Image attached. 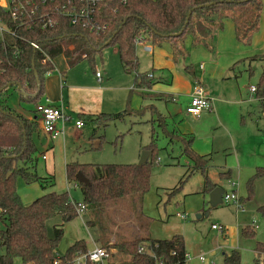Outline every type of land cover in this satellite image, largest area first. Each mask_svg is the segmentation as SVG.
<instances>
[{
  "label": "trees",
  "instance_id": "1",
  "mask_svg": "<svg viewBox=\"0 0 264 264\" xmlns=\"http://www.w3.org/2000/svg\"><path fill=\"white\" fill-rule=\"evenodd\" d=\"M35 12L25 18L13 19L10 10L0 4V22L15 30V35L7 33L0 39V264H15L20 259L23 264H55L56 249L63 237L62 224L54 225V235L47 231V222L56 215L66 218L78 215L68 191H48L29 204L24 203L18 192L17 180L21 177L27 184L38 182L45 190L54 187V174L40 176L36 172L39 148L35 134L39 132L36 120L15 113L3 103L10 87L18 85L26 95L22 100L37 103L44 94L45 77L55 69L53 58L64 54L70 68L84 59L95 63L98 54L105 47L114 45L118 49L124 70L135 75V83L128 98V107L116 113H101L97 120L103 125L123 118L131 113L130 100L137 90L153 86V74L140 71L137 44L149 41L153 47L168 46L175 61L188 55L184 42L192 37V45H202L209 51L216 48V35L224 29L225 19L235 24L236 38L250 44L259 30L263 9L262 0H36ZM89 8V15L82 16V7ZM47 13L56 23L44 27L41 14ZM74 14H77L75 22ZM36 42L39 48H35ZM152 47V48H153ZM48 56L50 59L43 61ZM262 62V72L256 86V95L264 96V51L251 60ZM37 77L39 83L37 82ZM145 96L148 93L141 91ZM156 95V94H155ZM159 96V94H158ZM84 117V115H79ZM81 117V118H82ZM158 124L165 127L166 117L159 113ZM165 129V128H164ZM173 137V133L167 132ZM184 144V151L194 161V168L204 176V192L209 193L216 184L208 175V159L192 148V139L175 135ZM172 138V139H173ZM147 162L107 163L73 161L66 165L69 184L77 183L82 190L86 207L98 210L105 203L122 198L143 202L150 187L152 167L156 158L154 147ZM82 172L88 183L79 182L77 174ZM230 172L224 171L223 178ZM264 177V166L247 180L248 194L242 202L255 195L257 179ZM184 179L180 181L178 190ZM264 215V204L258 208ZM89 224L97 225L96 219ZM117 232L106 234L99 231L110 256L115 254L129 257L128 264H156V259L164 264H186L187 250L184 236L176 234L171 238L153 239L150 236L128 238L121 231V221L113 219ZM245 237H253L252 228L243 229ZM113 236L110 242L105 238ZM150 245V251L139 252L140 246ZM3 249V251H1ZM84 240H77L60 256L59 264H76L75 257L86 252ZM257 263L264 264V243L256 245ZM86 264H97L88 261ZM222 264H242L241 254L232 250L224 256Z\"/></svg>",
  "mask_w": 264,
  "mask_h": 264
},
{
  "label": "rangeland",
  "instance_id": "2",
  "mask_svg": "<svg viewBox=\"0 0 264 264\" xmlns=\"http://www.w3.org/2000/svg\"><path fill=\"white\" fill-rule=\"evenodd\" d=\"M1 3L5 4L2 1ZM152 58V53H140L142 71L151 69ZM188 59L187 57L186 59H180L176 63L171 62L169 69L163 75L164 78L169 81L173 76L183 75L189 78L185 71V66L190 65ZM95 62L105 67L107 74L111 75L113 80L105 95L106 102L110 108L109 112L122 111L126 106L128 96L126 92L123 99V86L128 84L130 80L133 83V77L123 71L117 47L114 45L105 47L102 54L97 55ZM252 65L255 69L258 66L259 70L262 69V62L259 60L252 62ZM63 70H67V85L80 82L92 84L96 80L89 60L84 59L69 69L66 66L65 57L59 55L55 59L54 72L45 78L47 90L51 89L58 96H60L61 92L60 76H62L61 71ZM149 72L151 73V70ZM246 73L244 79H240V76L230 79L228 82L229 87L236 91L243 89L246 84L248 87L257 86L259 81V79L257 80L259 74L257 69L254 73L251 71ZM159 90L174 91L176 98L171 100L170 96H167V98L163 99L147 98L143 100L141 95L134 94L130 101L131 113L126 114L121 119L110 121L107 125L96 124L88 120L83 128H78L75 124L78 119L77 115L71 113L69 119L65 120L63 144L57 145L54 151H45L43 145L38 142L39 152L36 172L40 176H46L49 172L54 174L57 182L56 187L60 190H67L68 186L73 185L67 184L65 173V162L67 160L76 159L81 162L95 164L139 163L143 151L150 150L152 154L151 148L154 147L156 161L153 163L150 187L143 202L140 204L138 201H133L127 197L116 202L105 203L99 210L95 206L87 207L86 211L78 215L73 222H68L69 235L85 231L90 236L93 233L95 234L97 230L106 234H110L113 231L112 234H114L118 230L114 226V219L117 222L121 221V231L123 233H126L128 225H131L130 230L128 229V231H131L134 228V226L132 227L134 224L136 228H149L153 235L157 236L163 234L165 225H169L170 229L182 228L183 224L188 221L194 224L204 235V240L198 243V248L204 253H213L212 251L216 250L217 264H222L224 255L218 250V240L213 233L207 231L210 229L211 222L214 221L216 211L224 213L230 219H235L233 213L235 207L232 204L223 203L218 208H209L208 196L205 199V208L203 209L204 198L200 201L198 197L201 194L198 192L203 188L204 176L201 170L194 171L190 176L186 175L191 166L194 168V161L184 151L182 142L178 138L171 140L167 132H172L174 129L179 136L186 132L192 133L194 136L193 147L196 152L212 151L213 164L215 166L209 168V175L212 179H219L218 166L225 165L227 162L234 163L236 157L240 155L247 156V154L252 152L249 141H245V136L235 130V126L238 129H245L247 125L246 118L249 114L245 111L241 112L238 107H223L219 115L211 116L207 112L202 115L199 121H194L185 113L188 103L187 97L181 95L180 91L174 88L169 89L168 83L165 82H161L160 87L157 88V91ZM9 93V102L15 108L14 112H16L15 110L19 112L20 106H26L29 109L27 111L33 110L34 103L20 102L18 94L11 91ZM247 94V102L244 107H248L249 103H254L255 100V98L249 97V93ZM159 113L167 116L168 119L166 121L168 123L163 128L155 120ZM40 151H43L49 159L43 160ZM181 179H184L182 186L174 192L179 187ZM221 183L226 189H232L230 180H223ZM17 187L22 199L29 200V202L33 200V198H30L35 190H41L38 182L27 184L21 177L17 180ZM69 193L76 199H80L82 196L78 188H71ZM182 211L189 215L186 221L178 216ZM206 212H208V215H205ZM85 214L89 218L96 219L97 225L92 226L85 223ZM198 214H203V217L198 219ZM258 217L261 220V216L258 215ZM57 222H60V220L55 221L51 218L48 221L50 236L54 235V225ZM2 226L0 224V227ZM166 230L168 231L169 228H166ZM254 231L255 235L247 238L253 239L254 245L256 244L255 240L264 241V226L260 224L258 228H254ZM65 243L66 238L59 243L58 254L66 252V249L63 250ZM247 250H249L248 255H245L244 251L240 250L245 261L246 256H249L246 264H255L253 261L254 254L251 252L253 247H247ZM116 255L117 257H115ZM116 255L108 257L107 260L111 264H124L129 260V257L126 259L121 255ZM15 264L23 263L20 260Z\"/></svg>",
  "mask_w": 264,
  "mask_h": 264
},
{
  "label": "crops",
  "instance_id": "3",
  "mask_svg": "<svg viewBox=\"0 0 264 264\" xmlns=\"http://www.w3.org/2000/svg\"><path fill=\"white\" fill-rule=\"evenodd\" d=\"M5 4H7V0H1ZM0 1V3H1ZM263 1V9L261 12V17H260V27L259 30L253 35L252 41L250 44H244L241 41H239L236 38V33H235V24L234 21L231 19H225V26L224 29L219 31L216 35V48L214 52L209 51L207 48H205L202 45L199 46H193L192 45V37L189 36L185 39L184 45L186 49L188 50V55L185 58L181 59H186L187 57L188 62L190 65L185 66V71L188 74L189 78H186L183 75L180 76H173L170 81L168 79L164 78V74L167 72L169 69L171 62H178L179 60L175 61L173 59L172 53L169 51L168 46L164 47H153L152 44L149 41H140L137 44V55L140 61V53L142 52H149L152 53L153 58H152V65L151 69L142 71L141 70V65H140V71L141 72H149L151 70V73L153 74V86L151 88H144L143 90H137L135 91L134 94H139L141 95V98L143 100L148 99H163L167 98V96H170V99L173 100L176 98V95L174 91H167V90H159L157 91V88L160 87L161 82L168 83L169 89L174 88L177 91H180L181 95H184L188 99V103L186 105V108L190 102L191 98V92L193 90V87L196 82H200L203 84L205 87L208 95L213 98V105L214 109L211 111H203L199 116L195 117L190 115L187 110L185 109V113L190 116L194 121H199L202 118V115L204 113H209L211 116L219 115L220 110L223 107H230V108H239L241 112L245 111L249 115L246 118V127L245 129H238L237 126H235V130L239 132V134H243L245 136V141H249L250 146H251V154H247V156L240 155L235 158V162H227L220 166L217 167L218 169V175H219V180L218 178H211L209 175V168L215 166L213 164V152L208 151V152H197L201 155H205L206 158L208 159V166H207V171L208 175L211 178L212 182L216 184V186H222L221 181L223 180H230L232 189L228 190L226 189L227 192H234L239 195L240 200L243 197H246L248 194V189H247V180L256 172V169L259 166H264V96H257L255 93L251 91V86L248 87L246 86L242 89L239 90H233L231 87H229V80L232 78H236L240 76V79L245 78L246 72H252L257 69L258 71V78L259 79L262 69L259 70V66L256 67V69L253 67L252 62H256L257 60H251V57L254 55L261 54L264 51V0ZM2 39V38H1ZM145 44L151 45L152 51H147L145 50ZM118 51V49H117ZM119 54V53H118ZM63 55L64 54H60ZM59 56V55H58ZM54 57V64H55V59L58 57ZM65 57V56H64ZM120 58V57H119ZM66 60V58H65ZM260 61V60H259ZM121 62V60H120ZM141 64V61H140ZM92 65V64H91ZM122 65V63H121ZM66 66L67 68L70 69V67L67 64L66 61ZM243 67V68H242ZM92 68L94 70V74L96 77V80L93 81L92 84H87L85 82H80V83H73L72 85H67L66 83V76H67V70L61 71L60 76V96L55 95L50 90H47L46 86L44 87V94L42 98L37 102L34 103L33 110L32 111H27L26 106H20L19 112L18 110H15V113L22 114L26 116L28 119L36 120L39 124V132L35 134V141L38 146V142L43 145L45 151L51 150L54 151L55 147L57 145L63 144L64 142V127H65V122H60L58 124V128L62 131L58 137L55 139H52L47 133H45L42 128H41V122L39 120V114L36 111V105L38 103H44L46 102L47 99H49L52 103L55 105H61L69 116L71 113L76 114L77 118H81L79 115H84L81 119L85 121L84 126L86 125V121H92L96 124H101L97 120L98 116L101 113H116V112H109V105L106 102V92L108 89L111 87L113 80L111 78V75L107 74V70L105 67L99 65L98 63H94L92 65ZM123 68V66H122ZM100 70L102 72V78L99 79L96 75V71ZM239 70V74H238ZM123 71L127 74L133 77V83L130 82L123 86L124 88V94L122 95L123 99L126 95V92L128 94L127 99H126V106L124 109L128 107V98L130 95V91H132L135 83V75L132 73H128L124 70ZM244 71V73H243ZM260 71V72H259ZM52 72L47 73L46 76L52 74ZM46 78V77H45ZM165 80V81H163ZM168 80V81H167ZM132 84V86H131ZM167 85V84H166ZM256 87V86H255ZM15 92L16 94L19 95V100L20 102H29L26 100H22L20 98V94L16 88L10 87L3 99V103H5L7 106H9L13 111L14 107L11 105L9 102V92ZM148 93L145 96L142 94V92ZM250 98H255L254 103H249L248 107H244L245 103L247 102L246 95ZM156 94V95H155ZM159 94V96H158ZM131 96V97H132ZM131 101V100H130ZM253 101V100H252ZM130 105V104H129ZM142 106V105H141ZM233 106V107H232ZM141 108V107H140ZM123 109V110H124ZM120 112V111H118ZM166 117V121L167 116ZM157 121V119H155ZM243 121V120H242ZM159 123V122H158ZM168 123V122H167ZM223 123V122H222ZM224 124V123H223ZM102 125V124H101ZM83 126V127H84ZM160 126V125H159ZM81 127V128H83ZM173 137L177 135V132L173 129L172 132ZM181 135H184L187 138L192 139V148L193 147V141H194V136L192 133H182ZM169 136V135H168ZM171 140L174 138L169 136ZM173 138V139H172ZM184 145V144H183ZM39 148V146H38ZM195 150V149H194ZM41 158L43 160H48L49 157L42 151H40ZM45 156V157H44ZM151 154L149 155L150 158ZM148 158V159H149ZM141 159V158H140ZM73 161H78L79 160H72L69 161L67 160L65 162V173H66V165L67 163L73 162ZM91 163V162H90ZM193 169L191 166L189 171L186 173V175L189 174V172ZM51 171V170H50ZM224 171H229L230 176L229 178H223L221 177L222 172ZM50 173V172H49ZM52 174V173H50ZM185 175V176H186ZM190 176V175H189ZM67 179V177H66ZM183 180V179H181ZM234 182V184H233ZM57 183V182H56ZM67 184H69L67 180ZM41 187V186H40ZM71 188H78L81 191L82 190L79 186L75 187L73 185L68 186L66 191H70ZM65 191V190H60L56 187V184L54 187L48 188V189H43L41 187V190H35L33 196L30 198L33 200L37 198L38 196L44 194L45 192L48 191ZM19 192V191H18ZM20 193V192H19ZM201 195H199L200 201L204 198L203 201V209L205 208V199L206 197L209 196V193L204 192V183H203V188L200 192ZM21 195V194H20ZM70 197L76 201L83 202V194L80 199H76L73 195L69 193ZM146 195V194H145ZM144 195V199H145ZM22 197V196H21ZM31 200V202L33 201ZM24 203L29 204V200L23 199ZM199 201V203H201ZM242 201V200H241ZM209 208H218L220 205L216 207H211L210 205V197H209ZM223 204V203H222ZM221 204V205H222ZM225 204V202H224ZM226 204H232V203H226ZM264 204V177H261L257 179L256 181V186H255V195L251 200H248L246 202H242V206L238 207L235 204V211L233 212L235 215V219H230L227 217L224 213L220 211L215 212V217L214 221L211 222L210 224V229L207 232H211L215 235V237L218 240V250L223 253L225 256L227 253L231 252L232 250H238L240 252L244 251L245 255H248L249 250H247V247L252 246L253 247V261L255 264L257 263V252H256V245L258 242H264L263 240H255V245L253 243V239H248L243 235V229L245 228H258L260 224L264 226V215H262L259 211L258 208ZM187 205V204H186ZM87 207L83 212H85ZM190 209V208H188ZM77 211V209H76ZM206 211V209H205ZM83 212L78 213V215H81ZM207 213V212H206ZM182 214V215H181ZM77 215V216H78ZM184 215V216H183ZM206 215V214H205ZM259 216H261V220L259 219ZM75 216L74 218H66L64 215L59 214L53 217V220L57 221L60 220V222H57L56 224H62L64 234L61 239V241L66 238V243L64 244V249L67 250V248L72 245L74 242L77 240H84L87 245V249H93L95 246H103V240L99 235V231L93 235L91 234L90 236L88 233L85 231L83 233L77 232L76 234L69 235L68 231V222H73V220L77 217ZM178 216L186 221L189 218L188 213L185 211H182ZM203 214H201L199 218H202ZM89 216L87 214L84 215V220L85 223L89 224ZM49 221V220H48ZM48 223V222H47ZM55 224V225H56ZM130 224V223H128ZM213 224H220L223 226V230L219 231L217 229L213 228ZM130 226L128 225V229L130 230ZM134 226L131 231H128L126 229V233L123 235L132 238V237H140V236H150L153 239H159V238H171L172 236L176 234H181L184 236L185 239V245H186V250L188 253V258L186 260V264H217V252L216 250L212 251L213 253H204L198 248V243H201L204 238L202 232H200L194 224L191 222L189 223L186 221L185 224H183L182 228H174L170 229L169 225H165V230H163V234L154 236L152 231L149 228H139L135 227L133 224L132 227ZM166 228H169L167 231ZM181 230V231H180ZM47 231H48V225H47ZM213 231V232H212ZM223 232V234H222ZM49 234V232H48ZM263 237V236H262ZM106 240L110 242H113L115 238L113 236L105 238ZM60 241V243H61ZM59 246V245H58ZM148 248L150 245L148 244ZM58 248V247H57ZM57 253V249H56ZM241 254V259H242V264L247 263V257L246 256V261L245 258H243V254ZM58 256H61L63 254H58ZM116 255V254H115ZM120 255V254H118ZM200 255L204 256V260L200 258ZM114 256V255H113ZM122 256V255H121ZM224 256H223V261H224ZM112 257V256H111ZM117 257V255L115 256ZM119 257V256H118ZM124 258L125 257L123 255ZM114 258V257H113ZM122 258V259H124ZM125 260V259H124ZM20 259H16L15 263H18ZM128 262V261H127ZM125 262L124 264H128ZM105 264H111L109 260L106 261Z\"/></svg>",
  "mask_w": 264,
  "mask_h": 264
},
{
  "label": "built area",
  "instance_id": "4",
  "mask_svg": "<svg viewBox=\"0 0 264 264\" xmlns=\"http://www.w3.org/2000/svg\"><path fill=\"white\" fill-rule=\"evenodd\" d=\"M36 0H7V4L0 3L4 8H7L10 10L11 16L13 19H19V18H25L26 16H30V14L35 12L34 3ZM45 0H43L44 2ZM71 0H69L70 2ZM89 8L87 6L82 7V9L79 11V14L82 16L89 15ZM41 21L43 23L44 27L47 26H53L56 21L47 13L41 14ZM77 18V14H74V19L72 22H75ZM10 33L12 35H15V30L12 28H9L8 25L4 22H0V39L4 38V35ZM32 45L35 48H39L38 44L36 42H32ZM145 50L152 51V46L149 44H145ZM47 59H50L48 56H46L43 61H46ZM96 75L99 79L102 78V72L97 69ZM251 91L255 92L256 87L252 86ZM214 109L213 105V98L210 97L200 82H196L193 90L191 92V98L190 102L186 108L187 112L192 116H199L203 111H211ZM36 111L39 114V120L41 122V128L42 130L47 133L52 139H55L58 137V135L61 134L60 128H58V124L60 122H65V120L69 119V115L65 113L63 107L61 105H55L52 103L49 99L46 100L44 103H38L36 105ZM76 126L78 128H81L84 126L85 121L81 118L77 119L75 122ZM45 157V156H44ZM234 184V182H233ZM73 186L77 187L78 184L75 183ZM223 203H232L235 204L238 207L242 206V201L240 200V197L238 194L234 192H227L225 191L223 196ZM72 204L75 206L77 211L79 213L83 212L86 208V205L84 202H78L74 199H71ZM182 215V214H181ZM184 216V215H183ZM213 228L217 229L219 231L223 230V226L220 224H213ZM223 234V232H222ZM151 247L147 246H140L139 252H148L150 251ZM187 253V258H188ZM110 257L109 251L103 247V246H95L93 249H89L84 253H79L75 259L74 262L76 264H86L88 261L97 263V264H105L106 260ZM200 258L204 260V256L200 255ZM60 256L56 258L55 264H59L61 262ZM156 264H164L162 261L156 259Z\"/></svg>",
  "mask_w": 264,
  "mask_h": 264
},
{
  "label": "water",
  "instance_id": "5",
  "mask_svg": "<svg viewBox=\"0 0 264 264\" xmlns=\"http://www.w3.org/2000/svg\"><path fill=\"white\" fill-rule=\"evenodd\" d=\"M37 82L39 83V79L37 77ZM18 90H20V92L24 95H26V93L24 92V90L21 88L20 85H18ZM151 154L150 150H145L143 151L142 155H141V159L139 161L140 164H143L145 162H147L149 155ZM77 178L79 182H85L88 183V179L84 176V174L82 172H79L77 174ZM226 191V189L222 186H215L210 192H209V197H210V205L211 207H216L220 204L223 203V199L222 196L224 194V192ZM206 215H208V212L206 213ZM201 214H198L197 217H200Z\"/></svg>",
  "mask_w": 264,
  "mask_h": 264
}]
</instances>
